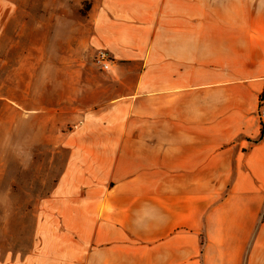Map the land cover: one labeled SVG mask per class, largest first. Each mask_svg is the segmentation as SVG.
Returning <instances> with one entry per match:
<instances>
[{
  "label": "crops",
  "instance_id": "crops-1",
  "mask_svg": "<svg viewBox=\"0 0 264 264\" xmlns=\"http://www.w3.org/2000/svg\"><path fill=\"white\" fill-rule=\"evenodd\" d=\"M93 13L92 43L129 90L103 96L94 136L69 143L32 264H264V186L214 184L237 177L228 156H264V0H100Z\"/></svg>",
  "mask_w": 264,
  "mask_h": 264
},
{
  "label": "rangeland",
  "instance_id": "rangeland-1",
  "mask_svg": "<svg viewBox=\"0 0 264 264\" xmlns=\"http://www.w3.org/2000/svg\"><path fill=\"white\" fill-rule=\"evenodd\" d=\"M99 1L0 0V264H32L39 206L65 174L69 143L94 136L92 112L103 96L129 90L114 62L110 70L96 62L105 49L92 43ZM19 94L26 110L13 103ZM263 106L260 99L253 117L261 130ZM229 158L224 169L237 177L215 180L219 190L264 186V156Z\"/></svg>",
  "mask_w": 264,
  "mask_h": 264
},
{
  "label": "built area",
  "instance_id": "built-area-1",
  "mask_svg": "<svg viewBox=\"0 0 264 264\" xmlns=\"http://www.w3.org/2000/svg\"><path fill=\"white\" fill-rule=\"evenodd\" d=\"M96 62L103 70H110L112 67L113 59L111 58V54L109 51L105 49L99 50L96 56ZM260 121L262 126V131L264 133V110L260 114Z\"/></svg>",
  "mask_w": 264,
  "mask_h": 264
},
{
  "label": "trees",
  "instance_id": "trees-1",
  "mask_svg": "<svg viewBox=\"0 0 264 264\" xmlns=\"http://www.w3.org/2000/svg\"><path fill=\"white\" fill-rule=\"evenodd\" d=\"M260 99H261V102H264V90H263V92L260 94Z\"/></svg>",
  "mask_w": 264,
  "mask_h": 264
}]
</instances>
